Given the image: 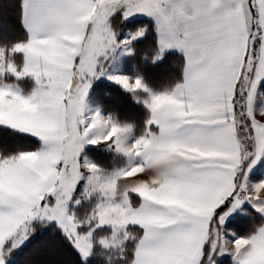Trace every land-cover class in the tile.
<instances>
[{
	"label": "snow or ice",
	"instance_id": "6c2138e0",
	"mask_svg": "<svg viewBox=\"0 0 264 264\" xmlns=\"http://www.w3.org/2000/svg\"><path fill=\"white\" fill-rule=\"evenodd\" d=\"M19 10L27 37L0 45V68L34 87L0 83V126L40 144L0 150V264L41 232L63 233L85 261L100 246L119 248L121 264H217L225 253L264 264V222L235 238L226 226L242 207L264 215V180L247 179L264 164V0H20ZM134 44L151 64L172 49L183 59H172L179 76L162 92L109 76L149 93L129 144L130 126L90 113L86 98L105 62ZM89 144L135 163L107 173L84 154Z\"/></svg>",
	"mask_w": 264,
	"mask_h": 264
},
{
	"label": "trees",
	"instance_id": "16d2710c",
	"mask_svg": "<svg viewBox=\"0 0 264 264\" xmlns=\"http://www.w3.org/2000/svg\"><path fill=\"white\" fill-rule=\"evenodd\" d=\"M19 3L20 0H0V14L3 13L0 22L8 30V34L0 36V45L26 39L27 37V32L19 19ZM134 47L137 50L126 60L125 71L138 75L152 89L159 91L170 89L175 84L174 77L179 76V71L173 66L172 59L179 57L182 60V55L177 52H168L164 60L151 64L146 57H151L152 52L143 44H134ZM17 58V62H19V57ZM94 91V98L117 121L135 124L138 133L144 130L145 121L148 119V111L143 105L134 101V95L131 92L119 85L109 83H100ZM38 145L37 140H33L22 133L13 132L12 130L5 133L2 126H0V150H4L5 154L24 151L38 147ZM105 146L106 144L88 147L87 153L104 169L121 164V157L108 150L107 147L105 149ZM249 212V215L239 216L229 222L226 225L227 228L232 229L239 235H247L250 230L254 231L255 226L261 224V219L251 208ZM42 238L50 239L47 247H38V241ZM55 254L57 255L55 256ZM56 261L60 264H112L99 251H96L91 258L84 261L78 250L67 241V237L63 236V233H56L51 236L44 232L39 235L36 234L22 250L11 257L9 255L8 258V264H53ZM218 264H232V261L230 259H220Z\"/></svg>",
	"mask_w": 264,
	"mask_h": 264
},
{
	"label": "crops",
	"instance_id": "0c3cea01",
	"mask_svg": "<svg viewBox=\"0 0 264 264\" xmlns=\"http://www.w3.org/2000/svg\"><path fill=\"white\" fill-rule=\"evenodd\" d=\"M133 19H136V17H129V20H133ZM140 19H146V20H150V18L149 17H147V16H143V17H140ZM169 52H177V53H179L178 51H176L175 49H172V50H170ZM181 54V53H180ZM124 67H125V62H124ZM118 75H127V76H129L130 78H132V79H135L138 75H133V74H130V73H127L126 71H125V69L123 68V71H122V73H119ZM10 80H8L6 77H5V82H7V83H16L17 81H14V79L13 78H9ZM26 80V81H25ZM144 81V80H143ZM18 82H21V80L20 81H18ZM23 82L24 83H29L30 84V86L31 85H33L34 84V82L31 80V79H23ZM100 83H109V84H116V82H112V81H109V80H104V79H102V80H100L99 82H95L94 84H93V86H92V88H91V90H90V93H89V96L87 97V99H86V105H87V109L90 111V113H94V112H96V111H99L103 116H111L109 113H107L106 112V110H104V108L98 103V101L94 98V90L96 89V87H97V85H99ZM144 83L149 87V88H151L145 81H144ZM117 85V84H116ZM119 85V84H118ZM262 85H264V81H262ZM119 86H121V85H119ZM122 87V86H121ZM152 89V88H151ZM153 91L152 92H162V91H159V90H155V89H152ZM132 93V92H131ZM133 95H134V101L135 102H137V103H139V104H141V105H143L146 109H147V107L145 106V103H144V101L146 100V99H148L149 98V93L148 92H144V91H138V92H136V93H132ZM256 103H257V105L259 106L258 107V109H257V111L259 112V111H264V94H258L257 95V97H256ZM147 111H148V117H149V115H150V113H149V110L147 109ZM112 117V119L113 120H116L113 116H111ZM121 124H132L133 126H134V129H135V137H139L141 134H142V132L140 133H138V131H137V128H136V126H135V124H133V123H130V122H120ZM22 134H24V135H27L28 137H30V138H32L33 140H37L38 141V144H40V141L38 140V138L37 137H35V136H31V135H29V134H27V133H22ZM130 143H132L131 141L129 142V144ZM39 146V145H38ZM92 146H95V145H91V146H88V147H92ZM88 147H86V149H85V152L87 151V148ZM36 147H34V148H29V149H26V150H33V149H35ZM26 150H24V151H26ZM114 151V150H113ZM115 152V151H114ZM116 154H117V152H115ZM117 155H119L121 158H122V155H120V154H117ZM92 159V158H91ZM93 160V159H92ZM94 161V160H93ZM95 162V161H94ZM96 163V162H95ZM127 167H130V166H128V165H126L125 164V162L124 163H122L121 162V164H119V165H116V166H114V167H112V168H109V169H104L105 171H108V170H110V171H115V169H117V170H122V169H125V168H127ZM102 168V167H101ZM248 184H249V186H252V185H255L256 183H259L261 180H264V164H257L256 166H254L252 169H251V171H249L248 172ZM252 209V210H254L257 214H258V216L260 217V219H261V223L262 222H264V215H261L260 213H258L257 211H256V209H254V208H252L251 207V205H249L248 206V208H241V209H239L237 212H233L232 214H230V216H229V218H228V220L226 221V225L229 223V222H231L232 220H234V219H236L237 217H239V216H246V215H249V209ZM228 231L230 232H233L234 233V235H233V237L235 238V236H241V235H239V234H237L235 231H233L232 229H229L228 228ZM224 259H230V261H232V264H233V260H232V257H231V255H229L228 256V258H224Z\"/></svg>",
	"mask_w": 264,
	"mask_h": 264
},
{
	"label": "rangeland",
	"instance_id": "374dc122",
	"mask_svg": "<svg viewBox=\"0 0 264 264\" xmlns=\"http://www.w3.org/2000/svg\"><path fill=\"white\" fill-rule=\"evenodd\" d=\"M3 13L1 12V14H0V18H2L3 17V15H2ZM3 34H8V30H6L3 26H2V24H1V22H0V36L1 35H3ZM126 34V31H122L121 32V36L123 37L124 35ZM133 55V54H132ZM132 55H129L128 53H126V52H118L114 57H110L109 58V60L108 61H106L105 62V68H106V75H103V76H100L98 79H95L94 81H93V83H92V86H93V84L95 83V82H99L100 80H102V79H104V80H109V81H114V80H111V79H109V76L110 75H118L119 73H122V71H123V68H124V62H126V60L128 59V58H130ZM18 61V58H15V62H17ZM7 79H9L10 77H6ZM26 81V80H25ZM115 82V81H114ZM18 85H19V87L23 90V92L24 93H29V92H31V90L33 89V87H34V84L33 85H31L30 86V84L29 83H24L23 82V80H21V82H16ZM117 85H118V83H116ZM92 88V87H91ZM91 88H90V90H91ZM149 88V87H148ZM151 91H153L151 88H149ZM90 90H89V93H90ZM89 93H88V96H89ZM87 96V97H88ZM87 99V98H86ZM90 112V111H89ZM117 124H119L121 127H129L130 126V131L126 134V137H125V139H126V143H129L130 141L131 142H133L137 137H135V129H134V126L132 125V124H121L119 121H117V120H114ZM88 146H91V144H89V145H86L85 146V149H86V147H88ZM95 146H97V145H95ZM93 147V146H92ZM106 147H107V149L108 150H111L112 152H114L112 149H110L109 147H108V145H106L105 146V149H106ZM84 154L85 155H87V157L91 160V161H93L92 159H91V156L87 153V151L86 152H84ZM117 154H120V155H122V163H124L125 162V164L126 165H128V166H131L133 163H135V161H133V160H131V159H129L128 157H126L125 155H123V154H121V153H117ZM119 156V155H118ZM94 162V161H93ZM117 171H119V170H117V169H115V171L113 170V171H110V170H108V171H105V172H107V173H114V172H117ZM81 184H83V181L81 182ZM54 223V222H53ZM228 233H229V237L230 238H234L233 237V232H229L228 231ZM110 234V233H109ZM36 235V233H33L31 236H29V238L27 239V240H25L21 245H19V247L18 248H16V249H13V251H12V253L10 254V257L12 256V255H15L18 251H20V250H22L27 244H28V242L34 237ZM96 251H99V253H101L103 256H105L106 257V259H108V261H110V263H112V264H121V261H120V255H119V253H118V248H113V249H111V250H108V249H104V248H102V247H100V246H98L95 250H94V254L96 253ZM57 254H55V256H56ZM228 256H229V254H227V253H225V254H223V255H218L217 256V258H216V260H217V264H218V262L220 261V259H224V258H228ZM92 257V256H91ZM91 257H89V258H91ZM9 258V257H8ZM88 258V259H89ZM83 259V258H82ZM84 260V259H83ZM104 260V259H103ZM85 261V260H84ZM53 264H60V263H58V261H56V262H54Z\"/></svg>",
	"mask_w": 264,
	"mask_h": 264
},
{
	"label": "clouds",
	"instance_id": "9594fccd",
	"mask_svg": "<svg viewBox=\"0 0 264 264\" xmlns=\"http://www.w3.org/2000/svg\"><path fill=\"white\" fill-rule=\"evenodd\" d=\"M8 62H9V64H11V63H15V61L13 60V58L12 57H9L8 58ZM8 71V69H6V68H0V83H7V82H5V80H4V75H5V73ZM24 73L23 72H18L17 73V75H23ZM10 84H15L14 82L13 83H10ZM135 171V170H134ZM149 181H151V177H149ZM145 192L148 194V195H151V193L150 192H148V190H147V188H145ZM118 253H119V255H121V253H120V250H119V248H118Z\"/></svg>",
	"mask_w": 264,
	"mask_h": 264
}]
</instances>
